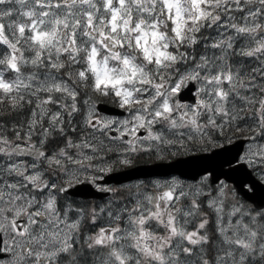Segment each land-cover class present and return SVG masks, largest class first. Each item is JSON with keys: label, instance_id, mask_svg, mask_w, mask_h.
Masks as SVG:
<instances>
[{"label": "snow or ice", "instance_id": "snow-or-ice-1", "mask_svg": "<svg viewBox=\"0 0 264 264\" xmlns=\"http://www.w3.org/2000/svg\"><path fill=\"white\" fill-rule=\"evenodd\" d=\"M237 136L264 181V0H0V264H264L213 172L97 183Z\"/></svg>", "mask_w": 264, "mask_h": 264}, {"label": "water", "instance_id": "water-1", "mask_svg": "<svg viewBox=\"0 0 264 264\" xmlns=\"http://www.w3.org/2000/svg\"><path fill=\"white\" fill-rule=\"evenodd\" d=\"M244 140H238L232 144L218 147L210 152H204L191 156L178 157L173 161H164L151 164H141L134 168L114 172L108 175L105 182L108 184H122L134 179L170 176L178 174L183 178L197 180L200 176L213 172L214 177L225 179L234 184L243 199L252 202L255 206L264 207V183L259 180L247 168H239L235 163L242 151ZM231 161V165L227 163ZM236 168V171L232 169ZM211 177V180L214 178ZM255 183L256 188L250 191L246 184ZM244 184L245 187H240ZM74 197L82 198H105L109 193L101 192L92 184L84 182L74 186L68 193Z\"/></svg>", "mask_w": 264, "mask_h": 264}, {"label": "rangeland", "instance_id": "rangeland-1", "mask_svg": "<svg viewBox=\"0 0 264 264\" xmlns=\"http://www.w3.org/2000/svg\"><path fill=\"white\" fill-rule=\"evenodd\" d=\"M232 140H233V138H232ZM219 143H220L221 145H225V144H227V143H229V142H228L226 139H222V140L219 141ZM213 148H216V147L208 146L207 151H209V150H211V149H213ZM191 152H202V150H200V148L197 147L195 150H193V151H191ZM188 153H190V152H188ZM184 154H187V153H179V152H178L175 156L168 155V156L165 157L164 160L171 159V158H174V157H176V156H180V155H184ZM156 160H160V159H157V158L155 157L154 154H151V155H141V156L137 157V158L134 160V163L132 164V166H134V165H136V164H139V163L153 162V161H156ZM130 167H131V166H130ZM125 168H128V167H117V168H115L114 170H121V169H125ZM114 170H113V171H114ZM256 173H257V176L259 177V173H258V172H256ZM98 175H103V174H98ZM103 177H104V176H103ZM177 178L182 179V180H185V179H183V178H181V177H177ZM140 180H145V181H147L148 179H138V180L136 179V180L130 181V182H128V183H124V184H122V185H114V184H112V185H108V186H110V187H112V188H121L122 186H125V185H132V184H135V183H137V182L140 181ZM185 181H186V180H185ZM225 182H226V181H225ZM226 183H228L229 186L232 187V186H231V183H229V182H226ZM69 197H70L71 199H74V200L79 201V202H81V203H88V204H103V203H105V202L109 199V197H108L106 200H102L101 202L96 203V202H94V201H87V200L81 201V200H82L81 198L71 197L70 195H69ZM246 204H248V203H246ZM249 205H250V204H249ZM251 206H252V205H251Z\"/></svg>", "mask_w": 264, "mask_h": 264}, {"label": "flooded vegetation", "instance_id": "flooded-vegetation-1", "mask_svg": "<svg viewBox=\"0 0 264 264\" xmlns=\"http://www.w3.org/2000/svg\"><path fill=\"white\" fill-rule=\"evenodd\" d=\"M233 138V140H232V142L231 143H227V144H225V145H228V144H232V143H234V142H236V141H238V140H243L242 138H240L239 136H237V137H232ZM244 147H245V143H244V145H243V148H242V151H241V153L244 151ZM212 150V149H211ZM203 152H209V151H202V152H190V153H187V154H184V155H180V156H191V155H195V154H199V153H203ZM240 153V154H241ZM176 157H178V156H176ZM176 157H174V158H171V159H167V160H156V161H153V162H164V161H171V160H173V159H175ZM153 162H146V163H153ZM139 164H142V163H139ZM139 164H136V165H134V166H131V167H128V168H125V169H121V170H114V171H112V172H116V171H125V170H128V169H130V168H132V167H135V166H137V165H139ZM253 171V170H252ZM111 172V173H112ZM111 173H107V174H103V179H99V180H97V183L98 184H100L101 186H107V187H110V186H108V185H110V184H108L107 182H105V179H106V177L108 176V175H110ZM254 173L257 175V173L254 171ZM171 176H174V177H180L179 175H176V174H174V175H170V176H166V177H153V178H168V177H171ZM153 178H147L148 180L149 179H153ZM183 179H185V178H183ZM186 181H195V180H191V179H185ZM210 181H211V178H210ZM224 181V180H223ZM85 182H87V181H85ZM248 185L249 184H247L246 185V187L248 188ZM76 186V185H75ZM231 186L232 187H234L232 184H231ZM96 188V187H95ZM112 188V187H111ZM97 189V188H96ZM249 189V188H248ZM250 191H252V190H250ZM238 194V193H237ZM78 198V197H77ZM238 198L242 201V202H244V203H248V204H250V205H252V206H254V204L253 203H251L250 201H248V200H245V199H243V197L240 195V194H238ZM82 200L81 201H84V200H87V201H94V202H96V203H98V202H101L103 199H94V198H81ZM104 200H106V199H104ZM255 207V206H254Z\"/></svg>", "mask_w": 264, "mask_h": 264}]
</instances>
